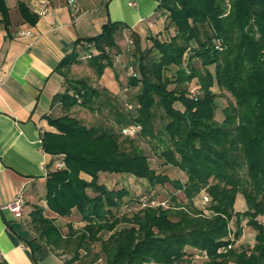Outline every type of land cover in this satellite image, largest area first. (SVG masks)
I'll use <instances>...</instances> for the list:
<instances>
[{
    "label": "trees",
    "instance_id": "obj_1",
    "mask_svg": "<svg viewBox=\"0 0 264 264\" xmlns=\"http://www.w3.org/2000/svg\"><path fill=\"white\" fill-rule=\"evenodd\" d=\"M17 5L29 25L36 21L37 14L23 1ZM158 7L166 13L165 30L149 35L142 48L134 32L127 35L133 39L129 65L136 70L125 79L128 89L135 88L131 111L123 108L122 96L118 101L86 77L69 76L89 43L94 51L86 63L94 77L102 75L112 64L111 51L120 49L116 38L126 27L123 22L108 20L100 33L76 39L56 63L64 89L52 101L64 113L46 118L55 130H44L40 139L42 150L59 155L64 167L47 171L43 195L50 211L66 216L76 208L85 223L63 234L39 204L32 206L29 223L51 250L71 249L70 260L80 261L79 250L88 253L97 242L92 260L103 253L106 264H191L187 247L204 250L206 264H264V223L259 220L264 215V0H160ZM9 22L8 5L0 0V24L6 28ZM214 86L229 93L221 120L214 118ZM76 105L106 109L111 120L83 123L70 114ZM159 109L166 121L155 130ZM132 122L141 125L135 136L155 140L152 149L182 171L184 180L155 171L135 136L120 133ZM121 136L129 141L127 147ZM99 172L130 174L150 186L167 182L184 197L176 201L171 193L174 206L144 191L119 212L132 197L124 186L106 188ZM201 191L209 195L204 208L194 202ZM238 193L246 206L242 211L233 209ZM233 218L232 231L228 223ZM243 219L255 230L252 247L232 246L242 235ZM103 231L109 232L107 238ZM0 264L8 263L1 257Z\"/></svg>",
    "mask_w": 264,
    "mask_h": 264
},
{
    "label": "crops",
    "instance_id": "obj_2",
    "mask_svg": "<svg viewBox=\"0 0 264 264\" xmlns=\"http://www.w3.org/2000/svg\"><path fill=\"white\" fill-rule=\"evenodd\" d=\"M4 1L10 22L6 28L0 24V258L8 264H73L77 261L64 262L59 250H51L38 239L29 223L31 208L38 204L64 230L63 234L69 226L80 229L85 223L76 208L66 216L50 211L43 195L45 174L59 159V155L42 150L40 139L44 130H55L46 118L62 115L59 102H53L52 96L64 89L63 74L54 67L73 49L76 39L100 33L108 20L126 24L116 38L119 48L130 31L140 38L142 48L149 44V35L165 30L166 13L158 7L160 0H74L77 11L67 0ZM18 1L35 14L45 6L44 15L37 14L36 21L29 25L19 15ZM23 29L31 30V36L20 34ZM80 47L77 44L75 48ZM82 63L71 66L69 73L73 75ZM123 64L104 66L102 75L92 82L115 94L118 101L127 90H121L125 83ZM76 106L70 108V113L75 116L74 111L78 112L75 117L92 124L86 112ZM110 120L107 117L104 122ZM17 196L22 202L18 216L6 206Z\"/></svg>",
    "mask_w": 264,
    "mask_h": 264
},
{
    "label": "rangeland",
    "instance_id": "obj_3",
    "mask_svg": "<svg viewBox=\"0 0 264 264\" xmlns=\"http://www.w3.org/2000/svg\"><path fill=\"white\" fill-rule=\"evenodd\" d=\"M162 37V36H161ZM165 37V36H164ZM126 40L125 42H123L120 45V49L118 50V52H114L111 51L112 56H113V60L112 62L116 65H121V64H129V60H130V55L128 56V53L130 51V49L132 48V46H129L127 48L126 46ZM84 60V61H83ZM83 63V65L79 66V67H75L76 68V72H74V74L72 75V73H69V76L72 75V77L74 75L76 76H81V77H86L88 82H94V71L92 70V68H88V64L85 63L87 61V59H82L81 60ZM76 64V63H74ZM73 66V65H72ZM71 67V66H70ZM121 67V66H120ZM212 68V66H210ZM122 70V69H121ZM126 78L124 77V80ZM194 80V79H193ZM126 84V80L124 85ZM192 84V83H191ZM190 84V85H191ZM213 91L217 92L216 98H215V104L217 105L216 111L214 112V118H216L217 120H221L222 118V107L225 105V101L226 98L229 97V93L225 92H221L220 90H218L215 86L212 88ZM134 92H135V88H131L128 89L126 91H124V96L129 100L128 102H132L134 100ZM224 93V94H223ZM174 106L182 108V106H180L177 102L174 103ZM78 107V110H83L86 112L87 114V118H89L88 120H92V122H101L102 124H104L105 119L107 117H109V113L106 109H103L102 111H89L88 109H86L83 106H76ZM72 108H75V106ZM61 109V108H60ZM62 114L64 113V110H61ZM71 114V113H70ZM74 114L78 115V112L74 111ZM163 112L161 109L157 110V114L155 115L153 121H154V126H155V130L159 129L161 127V124L163 122H165V117L162 115ZM72 115V114H71ZM75 115V116H76ZM59 116V115H56ZM61 116V115H60ZM106 124V123H105ZM134 138H136V142L135 145H137L140 149H142L146 155H148V161L151 164L152 167H154L159 173H165L166 175L170 176L173 179L179 178L181 180L185 179V175L183 174L182 171H180L177 167H173V165H170L168 163L163 162L162 158L158 157V153L154 151V149H152V142H155V140L149 141L144 139V137H140L139 135L135 136ZM121 140H122V146L123 147H127L126 145L129 143V141L127 140V138L125 136H121ZM98 179L100 181H102L105 185L106 188H121V186H124L127 188V190L129 191V196L128 197H132V199L130 200V202L121 205L122 207L120 208L119 212H121L122 210H126L130 204L132 206V202L134 201L133 199H135L141 192L146 191L147 193H151L153 196H155V198H153V200H163V199H167V202L170 205H174L175 206V202L173 203V201L170 199V194L174 193V196L177 200H181L184 196L181 190H177L174 191L173 188L170 186V184L163 183L162 185L159 184H155L150 186L145 179L143 178H138V177H132L130 174H124V173H103V172H99L98 173ZM241 193H238L235 196V203H234V210L236 211H242L243 209H246L245 203L243 201V198L241 196ZM127 198V197H126ZM194 202L196 203V205L200 206L202 205V208L205 207V203L201 202V199H198V197H195ZM134 206V205H133ZM260 223L263 222L264 223V215H261L259 217ZM58 224L61 225V222L57 221ZM233 223H234V218L233 220L228 223L230 229L233 231ZM246 219H243L241 221V225H242V235L239 236V238L234 242V245L232 244V246H237L239 244L244 245L245 247H247L248 245L250 247L253 246L254 242H253V236L255 235V230L253 228H251L250 226H246ZM61 232L63 233L64 230L61 229ZM103 237H108L109 232L106 233L105 231H103L102 233ZM98 247V243L95 242L93 245L90 246L91 251L88 253H85L84 250H79V254L81 255L80 261H78V259L76 260H70L71 256H72V250L71 249H67V251L59 248L57 250H59V254L62 255V258L64 260V262L68 263V262H73V261H77L74 262L73 264H93L92 257L93 253L97 250ZM190 248V247H189ZM191 249V248H190ZM192 251L188 250V254L186 257H189L191 264H206V261L208 258H206V254L204 253V250H198V249H191ZM103 253H101L100 255V261L97 262V264H106V262H104V257H103ZM189 255V256H188ZM153 261V260H151ZM151 261L147 262L144 261L142 264H150ZM160 264V263H159ZM184 264V263H181ZM228 264H232V262H228Z\"/></svg>",
    "mask_w": 264,
    "mask_h": 264
},
{
    "label": "built area",
    "instance_id": "obj_4",
    "mask_svg": "<svg viewBox=\"0 0 264 264\" xmlns=\"http://www.w3.org/2000/svg\"><path fill=\"white\" fill-rule=\"evenodd\" d=\"M67 3L69 4V6H71L73 8L74 11H77L78 10V7L76 6V3L74 2V0H67ZM44 12H45V6L44 7H40L38 10H37V14L39 15H44ZM20 34L22 35H26V36H31L32 34V31L29 30V29H23L20 31ZM126 38V43H127V48L129 46H132L133 45V39L130 37V36H125ZM218 43V41L216 42V44ZM94 51V48H93V44L92 43H89L87 44V50L85 51H82L80 54V58L81 59H88L92 54V52ZM124 67V76L125 78L127 77H130V76H133L135 73H136V70L134 68V66H132L131 64H123L122 65ZM127 85H124L122 87L121 90H126L127 89ZM122 106L123 108L131 111L133 109V106L134 104L131 102H128L129 100L124 96L122 95ZM141 129V125L137 122H132V123H127V124H124L120 129V133L122 135H126V136H130V137H133L137 134V132ZM41 167H43L41 165ZM61 167H64L63 166V163L61 161V158L55 160L53 162V169H59ZM209 195L205 192V191H201V202L202 203H205L209 200ZM145 197H141L140 198V204L143 205L144 202H145ZM21 197L20 196H17L13 201H11L9 204H6L7 208L9 210H11L15 215H21ZM150 204H156V202H154L153 200H151L149 202ZM158 203V202H157ZM161 205L164 204V201L163 202H159ZM230 246V245H229ZM222 250H224V247H221L220 249H218V252H221ZM149 262V261H147ZM150 264H159L158 262H155V261H151Z\"/></svg>",
    "mask_w": 264,
    "mask_h": 264
}]
</instances>
